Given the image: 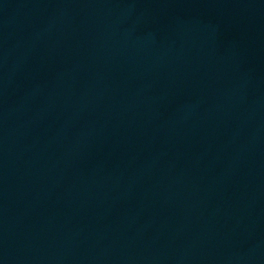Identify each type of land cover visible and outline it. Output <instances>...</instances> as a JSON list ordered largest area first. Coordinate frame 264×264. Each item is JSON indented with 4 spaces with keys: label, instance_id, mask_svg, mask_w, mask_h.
Segmentation results:
<instances>
[{
    "label": "water",
    "instance_id": "95a60500",
    "mask_svg": "<svg viewBox=\"0 0 264 264\" xmlns=\"http://www.w3.org/2000/svg\"><path fill=\"white\" fill-rule=\"evenodd\" d=\"M0 264H264V0H13Z\"/></svg>",
    "mask_w": 264,
    "mask_h": 264
}]
</instances>
